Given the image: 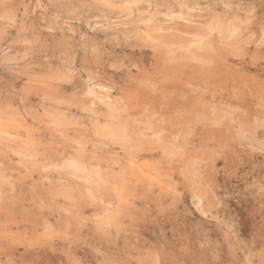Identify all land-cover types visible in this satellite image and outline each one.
Returning <instances> with one entry per match:
<instances>
[{
    "label": "rangeland",
    "instance_id": "1",
    "mask_svg": "<svg viewBox=\"0 0 264 264\" xmlns=\"http://www.w3.org/2000/svg\"><path fill=\"white\" fill-rule=\"evenodd\" d=\"M0 264H264V0H0Z\"/></svg>",
    "mask_w": 264,
    "mask_h": 264
},
{
    "label": "bare ground",
    "instance_id": "2",
    "mask_svg": "<svg viewBox=\"0 0 264 264\" xmlns=\"http://www.w3.org/2000/svg\"><path fill=\"white\" fill-rule=\"evenodd\" d=\"M75 167H80V165L79 164H75Z\"/></svg>",
    "mask_w": 264,
    "mask_h": 264
}]
</instances>
